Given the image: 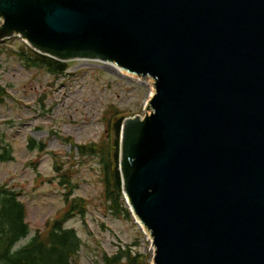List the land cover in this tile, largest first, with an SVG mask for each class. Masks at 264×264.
<instances>
[{"label":"water","instance_id":"95a60500","mask_svg":"<svg viewBox=\"0 0 264 264\" xmlns=\"http://www.w3.org/2000/svg\"><path fill=\"white\" fill-rule=\"evenodd\" d=\"M151 77L119 172L153 264H264V0H0V40Z\"/></svg>","mask_w":264,"mask_h":264},{"label":"rangeland","instance_id":"374dc122","mask_svg":"<svg viewBox=\"0 0 264 264\" xmlns=\"http://www.w3.org/2000/svg\"><path fill=\"white\" fill-rule=\"evenodd\" d=\"M22 43L15 36L0 40V86L7 91L0 103V146L9 144L13 156L0 161V185L18 193L30 228L18 245L64 208L62 188L55 180L49 181L55 175V153L77 185L73 194L87 204L83 217L76 215L65 223L81 239L77 263L102 264L104 253L110 256L123 247L141 253V264H153L148 232L133 217L116 215L106 206L98 157L79 156L65 139L81 145L101 143L111 133L108 117L116 113L143 117L152 89L154 93V80L86 59L69 61L66 73L55 76L44 68L26 66L13 52ZM29 138L44 142L45 150L29 148Z\"/></svg>","mask_w":264,"mask_h":264},{"label":"trees","instance_id":"16d2710c","mask_svg":"<svg viewBox=\"0 0 264 264\" xmlns=\"http://www.w3.org/2000/svg\"><path fill=\"white\" fill-rule=\"evenodd\" d=\"M13 52L26 66L44 68L55 76L65 74L70 66L69 62L38 53L24 43ZM6 96L7 91L0 86V103ZM126 116L128 115L116 113L112 119L108 117V130L111 133L109 138L104 140L105 142L81 145L74 144L70 137L65 140L79 156L98 157L102 169L106 206H109L114 214L132 219L123 197L122 179L118 168L119 135L122 121ZM28 146L41 151L46 148L44 142H35L32 138L28 139ZM52 155L55 175L49 181L55 180L62 188L64 208L57 216L47 219L43 229H37L22 245H18V242L30 231L26 221V207L15 190L0 185V264H78L81 239L75 229L66 227L65 223L76 215L83 217L87 204L84 198L73 194L76 183L62 169V162L57 155L55 153ZM12 158L9 144L0 146V161L12 160ZM141 258L143 255L138 251L132 253L129 249L118 247L115 254L102 255V264H122V260L125 259L127 260L125 264H141Z\"/></svg>","mask_w":264,"mask_h":264},{"label":"bare ground","instance_id":"6f19581e","mask_svg":"<svg viewBox=\"0 0 264 264\" xmlns=\"http://www.w3.org/2000/svg\"><path fill=\"white\" fill-rule=\"evenodd\" d=\"M108 65H110V66L113 67L115 70H117V71H119V72H121V73L124 72L125 74H128V72H127L126 70L121 69V68L118 67V66L111 65V64H108ZM129 74L133 75L132 73H129ZM136 76H137V75H136ZM147 81H148L149 85L152 86V81H151V80H147ZM151 93L153 94V89H152ZM131 214H132V213H131ZM132 216H133L135 222H136L138 225H140V227L143 228V226L140 224V222H139V220L137 219V217L135 216V214H132ZM143 229H144V228H143ZM148 234H149V233H148Z\"/></svg>","mask_w":264,"mask_h":264}]
</instances>
